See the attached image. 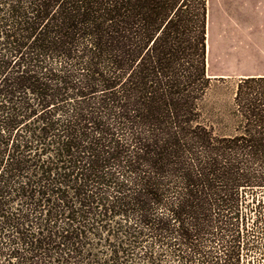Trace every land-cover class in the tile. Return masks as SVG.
I'll return each mask as SVG.
<instances>
[{
    "label": "trees",
    "instance_id": "obj_1",
    "mask_svg": "<svg viewBox=\"0 0 264 264\" xmlns=\"http://www.w3.org/2000/svg\"><path fill=\"white\" fill-rule=\"evenodd\" d=\"M204 3L0 0V264H240L264 78L210 108Z\"/></svg>",
    "mask_w": 264,
    "mask_h": 264
},
{
    "label": "rangeland",
    "instance_id": "obj_2",
    "mask_svg": "<svg viewBox=\"0 0 264 264\" xmlns=\"http://www.w3.org/2000/svg\"><path fill=\"white\" fill-rule=\"evenodd\" d=\"M200 3L204 0H189V4L199 9ZM204 4L210 44L207 70L214 78L222 79L221 82H213L209 106L214 108L218 105L225 119L235 123L240 120L231 114L238 106L235 92L241 80L247 78L242 74L253 71L254 54L249 47L255 38L251 34L252 27L263 20L264 15L254 10L255 6L246 4L245 0H205ZM256 87L264 93V82H257ZM254 197L253 205L247 211L249 225L242 235L249 245L242 247L240 264H264V190L256 191Z\"/></svg>",
    "mask_w": 264,
    "mask_h": 264
},
{
    "label": "crops",
    "instance_id": "obj_3",
    "mask_svg": "<svg viewBox=\"0 0 264 264\" xmlns=\"http://www.w3.org/2000/svg\"><path fill=\"white\" fill-rule=\"evenodd\" d=\"M245 3H249L254 7V10L262 12L264 15V0H245ZM253 30L251 34L255 37L251 42L250 46L252 49V53L254 54L252 56L253 59V71L246 72L245 74H242L244 76L248 77H264V19L258 21L256 24L253 25ZM208 29V25H207ZM257 37V38H256ZM207 39H208V55L210 53V44H209V31L207 30ZM256 39V41H255ZM255 41L256 45H253V42ZM248 42L244 44V46H247Z\"/></svg>",
    "mask_w": 264,
    "mask_h": 264
}]
</instances>
